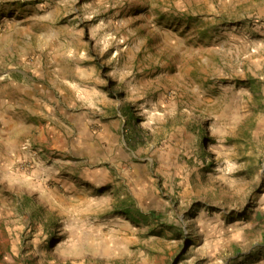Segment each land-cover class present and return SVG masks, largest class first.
<instances>
[{
    "label": "rangeland",
    "instance_id": "obj_1",
    "mask_svg": "<svg viewBox=\"0 0 264 264\" xmlns=\"http://www.w3.org/2000/svg\"><path fill=\"white\" fill-rule=\"evenodd\" d=\"M0 264H264V0H0Z\"/></svg>",
    "mask_w": 264,
    "mask_h": 264
}]
</instances>
